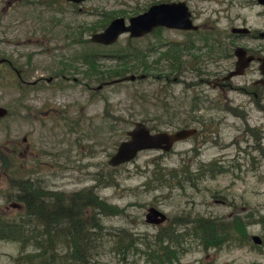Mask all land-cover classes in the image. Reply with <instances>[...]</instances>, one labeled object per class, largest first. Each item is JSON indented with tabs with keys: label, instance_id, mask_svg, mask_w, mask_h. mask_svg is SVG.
Returning <instances> with one entry per match:
<instances>
[{
	"label": "rangeland",
	"instance_id": "1",
	"mask_svg": "<svg viewBox=\"0 0 264 264\" xmlns=\"http://www.w3.org/2000/svg\"><path fill=\"white\" fill-rule=\"evenodd\" d=\"M153 1L157 0H83L73 5L67 0H0V54L12 56L19 64L31 54L27 65L31 77L48 75L50 64H68L71 56L77 71H69L77 76L70 87L52 85L32 96L36 104L39 99L59 104V118L49 120L45 115L47 125L25 118L23 113L0 120V149L29 133L36 158L49 162L24 160L6 169L0 179V211L16 212L9 205L13 200H8L15 192L13 173L65 194L94 185L101 199L120 208L117 213L101 215L105 234L125 229L137 237L142 248L139 241L153 240L158 227L144 220L149 205L166 213L164 224L188 210L217 219L241 215L247 221V234H259L262 245L250 238L249 242H223L205 249L189 239V248L173 264H264V88L257 92L260 97L256 100L250 85L258 77L255 63L233 76L230 86L223 89L209 82L215 75L225 74L227 68L221 67L232 62L231 45L230 57L221 55L230 33L228 23L264 28V5L256 0H185L194 21L207 20L211 26L206 24L197 34L166 27L140 37L122 33L111 44L84 40L107 14L108 19L127 18ZM202 32L209 34L207 41L200 38ZM187 40L193 45L187 46ZM230 40L251 46L264 43L261 38ZM168 41L179 43L182 61L178 71L165 55ZM80 52L89 53L90 62ZM142 62L149 65L143 67ZM124 66H129L124 74L147 75L111 81L114 77L108 73ZM5 78L0 75L3 105L14 96V91L3 86ZM100 81L104 82L96 89ZM136 120H143L151 130H174L187 122L197 131L168 150L142 149L126 162L108 165L109 156ZM1 158L0 153L3 170ZM212 160L223 170L193 178V183L182 173L177 175L180 185L176 177L168 179V185L154 177L168 168L180 172L187 166L194 171L198 163ZM156 170L160 173L154 174ZM17 251L16 242L0 239V264H15L12 258ZM95 264L147 263L135 250L121 256L106 248Z\"/></svg>",
	"mask_w": 264,
	"mask_h": 264
},
{
	"label": "trees",
	"instance_id": "2",
	"mask_svg": "<svg viewBox=\"0 0 264 264\" xmlns=\"http://www.w3.org/2000/svg\"><path fill=\"white\" fill-rule=\"evenodd\" d=\"M106 16L98 27L107 23L106 19H109ZM98 27L94 25L93 31ZM174 59L171 66L177 71V57ZM141 65L145 67L149 64L142 62ZM128 67H120L108 74L110 77H123ZM149 128L152 129L151 126ZM217 166L213 160L200 162L194 171L187 166L180 172L168 168L154 177L158 183L167 184L168 179L177 178L182 173L184 179L193 183V178L200 179L223 170V167ZM9 167L3 166V172H7ZM158 173L160 170L154 172ZM13 175L15 180L11 187L15 192L9 195L8 200L18 202L20 206L13 207L16 211L14 215L0 211V239L17 243L18 251L12 258L15 264H95L106 248L117 250L121 256L135 250L147 264H173L189 248L190 242H186L189 239L207 249L219 247L223 242H249L251 238L246 232L247 221L241 215L217 219L188 210L166 224L164 221L156 224L158 227L153 240L139 241L142 245L140 248L137 237L125 229L108 234L102 230L101 215L117 213L120 208L101 199L94 192V185L65 194L59 190L45 189L29 181L28 176ZM176 183L180 185L179 177Z\"/></svg>",
	"mask_w": 264,
	"mask_h": 264
},
{
	"label": "flooded vegetation",
	"instance_id": "3",
	"mask_svg": "<svg viewBox=\"0 0 264 264\" xmlns=\"http://www.w3.org/2000/svg\"><path fill=\"white\" fill-rule=\"evenodd\" d=\"M67 1L73 5H76V4H79L83 0H81L79 2H76L73 0H67ZM160 1H173V0H157V1L151 2L150 4L160 2ZM256 1H257L256 3H258L259 5L263 4V3H260L258 0H256ZM150 4H148V5H150ZM187 6H188V4H187ZM188 9L190 10L189 6H188ZM190 17L192 19V22L197 25L196 28L184 29V28L166 27V26L158 25V26L154 27L150 32H153V30L158 28V27H166V28H173V29L182 30V31H185V33L197 34V32H198L197 30L202 29L203 26L205 27V25L208 22L207 20H204V21H201L199 23H196L194 21L193 12L191 10H190ZM207 25H209V24H207ZM209 26H211V25H209ZM233 27L234 28L235 27H240V28L246 27L247 29L246 30H244V29L243 30L242 29L232 30ZM227 28L230 30L229 35L226 37L228 39V42L224 45V47H222L221 55H223L225 57H230L229 48L232 46V53H231L232 62L229 61L230 63H227L223 67H221V70H225L227 68V72H228L230 69L234 68V65H235V62L237 59L236 55L234 54V48L237 45L244 47V49H245L244 54L245 55H251V59L249 60L247 65L244 67L242 73H240V74H243L247 68H249L250 66L253 65L252 63H255L253 66L255 67V69L258 72L257 73L258 77L252 79L250 85L253 87V89H255V91H253L252 93L255 95L254 96L255 99L258 100L260 95L257 92H259V93L262 92L261 90H263V88H264V82L260 81L264 77V75L261 73V71L259 69L260 58L262 56H264V43L259 42L256 46H251L249 44L243 43V41H241V39L242 40H243V38L244 39H250V38L264 39V35H262V33L264 32V28H252V27L246 26L244 24H233L232 22L228 23ZM150 32H147L145 34H148ZM205 33L206 32H202L200 35V38L202 40L207 41L210 36H209V34L204 35ZM90 34L84 40H86V41L89 40L90 42H92L89 38ZM145 34H143V35H145ZM143 35H141V36H143ZM134 37H140V36H134ZM230 39L239 40L241 42L236 43ZM172 42L173 41H168V42L164 43L166 45L168 51H169V52L165 53V55H167V57L170 58L171 63H172V61L174 62L176 60V59H174V57H177V60L178 59L180 60V62L178 63V70H179V66H180V63L182 61V59H180V57H179V52H178L179 43L178 42L172 43ZM95 43L103 44L100 42H95ZM186 43L188 44L187 46L193 45L192 40H187ZM80 55L84 59L85 62H88L89 53L84 54L83 52H80ZM30 57H31V54H27V58L25 60L26 62L24 64H19V62L15 58H13L12 56H6L3 54H0V75L6 76L4 83H3V86L6 87L7 89H9L10 91H14L13 92L14 96L12 97L10 102H8V104H5V105L0 104V105L4 106L7 110L3 116H0V120L2 118H4L5 116L11 115V114L18 115V114L23 113V114H21V115H23V117L29 118L33 122H39V124L47 125L44 122L43 117L45 115H47V119H49V120H50V118L53 119V117L59 118V116L61 114V112H60L61 109L59 107V104L57 105V104H55L53 102H49L45 99H43L41 101L39 99L37 101V104H36L34 101L35 98L32 96H34L35 93H39V91L41 92L44 89H48L52 85H54L56 88L57 87H59V88L65 87V86L70 87L71 82H74L77 80V76L75 75V73L77 71H76V67L74 66V60L75 59H74V56H71V58H69L70 60L67 61L68 64H66V62L62 63L59 60H57L58 62H60L62 64L59 63V65H57V66H54V64H50L48 66V68H50L48 75L39 74L36 77H31V73L29 71V68L27 67V65L31 61ZM53 61H55V60H53ZM62 61H64V60L62 59ZM67 65H69L67 68L68 70L65 69ZM69 71H72V72L76 71V72L72 73ZM227 72L223 75L222 74L215 75L213 77V79L209 80L211 85L213 87H218V88L223 89L225 86H230V79L233 76L240 75V74H234L228 78H223V76H225L227 74ZM82 73L85 74V76L87 75V72L85 70H83ZM141 73H144L145 75L143 77H135V78H144L147 75L145 72H141ZM135 75H137V74H135ZM117 78H120V79H117ZM121 78L122 77H120V76L119 77L116 76V77L112 78L111 81L121 80ZM100 79H103V78H100ZM173 79H177V76H174ZM198 79H200V77ZM103 82L104 81H100L99 84H97V86L95 88L96 89L100 88L102 86ZM84 85H87V84H84ZM244 89L249 93L248 89H246V88H244ZM251 91L252 90L250 89V92ZM65 108H67L69 110L68 106H66ZM64 110L66 111V109H64ZM47 123H48V126L52 125L51 122H47ZM28 137H29V133L23 134L20 141L17 139H12L11 144H6V143L4 144L3 148L0 149L1 150L0 153H1V157H2L1 158V165L2 166H10V167L17 166L18 164L16 162L20 163V161H21L20 164H23L22 162L24 160L25 161L26 160H32V161H37L39 163H49L48 160L39 161L36 158L35 150L31 149L30 143L28 142ZM48 159H50V158H48ZM0 171L3 173V170L0 169ZM28 180L30 181L29 177H28ZM36 184L39 185L38 183H36Z\"/></svg>",
	"mask_w": 264,
	"mask_h": 264
},
{
	"label": "water",
	"instance_id": "4",
	"mask_svg": "<svg viewBox=\"0 0 264 264\" xmlns=\"http://www.w3.org/2000/svg\"><path fill=\"white\" fill-rule=\"evenodd\" d=\"M79 2L81 0H73ZM264 4V0H258ZM162 25L177 28H196L192 22L190 10L184 0L160 1L148 5L144 10L131 14L127 18L122 15L112 17L100 30L93 31L89 38L93 42L110 44L114 42L122 33H127L129 37L141 36L150 32L154 27ZM244 29L246 27H233ZM262 33V32H261ZM264 35V32L262 33ZM237 57L234 68L230 69L223 78H228L234 74L242 73L244 67L251 59V55H245L244 47L237 45L234 48ZM259 69L264 75V56L260 58ZM144 73L135 75L134 73L125 74L123 79H134L143 77ZM120 79V78H117ZM264 82V77L260 80ZM6 108L0 105V116L6 113ZM195 126H185L174 130H151L143 120H136L133 126L126 130L127 137L121 139L107 160L111 166L118 165L132 159L139 150L143 148H158L168 150L172 145L181 139L188 137L196 132ZM2 172L0 171V179ZM11 207H19L16 201L9 203ZM166 219V213L156 206L149 205L144 213V220L151 224H159ZM251 239L260 244L262 239L259 234L252 233Z\"/></svg>",
	"mask_w": 264,
	"mask_h": 264
},
{
	"label": "bare ground",
	"instance_id": "5",
	"mask_svg": "<svg viewBox=\"0 0 264 264\" xmlns=\"http://www.w3.org/2000/svg\"><path fill=\"white\" fill-rule=\"evenodd\" d=\"M92 42H93V41H92ZM234 54H235V52H234ZM227 73H228V72H227ZM196 131H197V130H196ZM191 135H193V134H191ZM189 136H190V135H189ZM189 136H188V137H189ZM148 148H151V147H148ZM143 149H147V148H143ZM141 150H142V149H141ZM139 151H140V150H139ZM139 151H138V152H139ZM135 156H136V155H135ZM108 165H109V164H108ZM110 166H111V165H110ZM46 191H47V190H46Z\"/></svg>",
	"mask_w": 264,
	"mask_h": 264
}]
</instances>
